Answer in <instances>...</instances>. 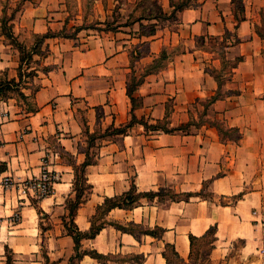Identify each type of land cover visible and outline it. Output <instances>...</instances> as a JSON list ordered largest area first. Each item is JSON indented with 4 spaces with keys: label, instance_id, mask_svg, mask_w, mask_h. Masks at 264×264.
<instances>
[{
    "label": "crops",
    "instance_id": "1",
    "mask_svg": "<svg viewBox=\"0 0 264 264\" xmlns=\"http://www.w3.org/2000/svg\"><path fill=\"white\" fill-rule=\"evenodd\" d=\"M244 2L239 20L233 0H195L152 34L126 27L67 34L74 22L103 20L82 8L105 9L108 0H25L9 22L15 37L28 47L48 37L35 110L9 118L0 110V264L9 254L14 264H169L170 248L193 264L191 236L201 240L211 229V264H264V0ZM68 7L81 13L70 18ZM210 39L219 47L208 48ZM13 46L0 30V68L17 61ZM215 74L223 95L207 105L219 90ZM133 116L184 129L135 122L116 133ZM45 169L55 180L38 198L27 183ZM133 183L137 193L170 189L189 198L107 206Z\"/></svg>",
    "mask_w": 264,
    "mask_h": 264
},
{
    "label": "rangeland",
    "instance_id": "2",
    "mask_svg": "<svg viewBox=\"0 0 264 264\" xmlns=\"http://www.w3.org/2000/svg\"><path fill=\"white\" fill-rule=\"evenodd\" d=\"M0 1L4 6V14L0 16V30L2 31L4 40L13 45L6 33H13V26L12 24H9V22L17 16L25 0ZM124 1L125 0H108V7L105 9H98L94 7L82 8V14L86 15V17H88L89 13L92 15L97 14L99 17L103 16V20L96 18L89 23H83L80 25L77 22H74L71 28L66 27L65 30H62V32L67 34H76L77 32L88 28L100 32L102 30L108 31L116 30L118 27H126L130 29L132 33L152 34L158 29L157 26L161 25L165 20L174 19L179 11L175 8L164 9L161 7V4H159L160 2L158 0H136L135 2H132L131 5L124 4ZM242 1L245 6L244 0ZM194 2L195 0H171V3L176 6H180L182 4H186L188 6L190 4H194ZM143 4H145V6ZM68 10L70 11V18H73L77 14L81 13V9L78 7L74 9L68 7ZM257 12L259 13L261 11L257 9ZM261 13L264 17V11ZM162 25L163 27H166L164 24ZM40 37H37L34 40V44L30 47L20 42L19 43L22 47H18L16 45L13 46L20 54L17 56V61L12 68L5 69L4 64H1L0 110L2 109L4 111V118L25 115L34 111L36 108L33 98L35 90L34 77L37 74V69L40 67L42 56L45 53L41 50V44L43 42H38ZM142 47V52L145 53L148 47L147 42L143 43ZM217 47H219L217 41L210 39L208 48L216 49ZM161 65L162 62H159L154 66L157 68ZM220 80L222 81V79ZM166 126L171 128L167 124ZM227 132L235 138L239 135L237 128H230ZM82 184L84 185L83 181ZM156 192L159 194L156 196L158 198H168L171 194L180 198H188L189 196L188 193H177L170 189H161ZM199 194L204 197L210 196V193L207 190H204ZM136 199L139 198L136 197ZM76 203L77 201L73 206H75ZM156 232H158V230H156ZM212 238V235H208L207 237L196 241V247L193 254V264H211L208 254L212 248ZM169 250V253H171V249ZM172 260V264H183L181 259L176 258L174 255L172 256Z\"/></svg>",
    "mask_w": 264,
    "mask_h": 264
},
{
    "label": "trees",
    "instance_id": "3",
    "mask_svg": "<svg viewBox=\"0 0 264 264\" xmlns=\"http://www.w3.org/2000/svg\"><path fill=\"white\" fill-rule=\"evenodd\" d=\"M233 4L235 6L236 18L239 20L241 18L240 16L241 15L243 16V13L245 11V8H244V5H243V1L242 0H233ZM186 6H187L186 4H182L180 6L178 5V6H175V9H177V11L178 10H183ZM6 34L9 37V39L12 41L13 45H16L18 47H22L21 44L19 43L18 39L15 37L14 33L9 32V34L8 33H6ZM46 37H48L47 34L41 36L38 42L39 43L43 42V40ZM236 41H238V38H236ZM241 60H242L241 58H237L235 60L234 64L232 65V67L233 68L237 67ZM215 76H216L217 80L219 81V90L217 91V93L214 96L211 97V99L208 100V104L207 105L212 104L213 102H215L217 99H219L223 95L222 92L220 91V89L223 86V82L220 80V77L218 75L215 74ZM141 82H142V80H139L137 83H135V88ZM133 87L129 88L128 93H129V96L131 97V100H132L133 105H134L135 98L133 96V92H134L135 88H133ZM135 122L142 123L147 130H155V131L158 130V131H163V132H168L169 133V132H173V131L178 130V129H184L183 127H180V128H169V127L166 126L165 122L163 123L162 121H157L156 123H148V122L144 121V119H137L135 116H133L131 122L127 126H125L123 128L116 129L115 130L116 133H119V134L126 133L127 130H128V127L131 126L132 124H134ZM86 164H89V162H86L84 165H86ZM83 182H84V187L86 189L88 187V184L86 183L85 179L83 180ZM158 195L159 194L157 192H155V191L145 192V193H137L136 185H135V183H133L131 190L129 192H127L125 195L117 197L116 200H107L106 202H107V206L109 208L110 207H116V206L128 207V206H131V205L135 204V202L138 201V199H136V197H138V198H140V197H149L151 199H154ZM160 198L161 199H165V198H162V197H160ZM168 198H171V199H174V200L180 199V197H177V196H175L173 194H171ZM188 198H189V196H188ZM188 198H182V199H186L187 200ZM80 203H81V200H77L76 205L73 207V209L71 211V213L73 215L75 214V212H76L78 206L80 205ZM98 230H99V227H96V228L93 227L91 232L88 233V234L90 236H94L98 232ZM154 233H158V232L154 231ZM76 234H77V237L78 236L80 237L82 235L79 231H77ZM214 234H215V230L211 229V230H209V232L205 236V237H207L208 235H212L213 236L211 244L214 243ZM196 241H199V238H197L195 236H191V243H192L193 247H194V244L196 243ZM170 249H171L172 252L171 253H168V252L165 253V256L167 257L169 264H172V261H173L172 260V256L173 255L176 258H178V259H180V258L178 257L177 253L174 251L173 248H170ZM93 254L95 255V257H98V258L101 257V255L98 254V253L94 252ZM8 264H14L13 263V258H12V256L10 254L8 255Z\"/></svg>",
    "mask_w": 264,
    "mask_h": 264
},
{
    "label": "built area",
    "instance_id": "4",
    "mask_svg": "<svg viewBox=\"0 0 264 264\" xmlns=\"http://www.w3.org/2000/svg\"><path fill=\"white\" fill-rule=\"evenodd\" d=\"M54 180H55L54 174L45 169L39 178L33 179L29 183H27V187L29 189H33L36 192L38 198H43L51 194ZM4 184L6 186H10L12 184L11 179L6 178ZM263 229H264V221H263ZM260 251L262 254H264V232L262 237V247Z\"/></svg>",
    "mask_w": 264,
    "mask_h": 264
}]
</instances>
